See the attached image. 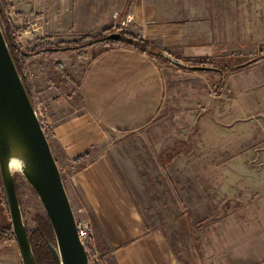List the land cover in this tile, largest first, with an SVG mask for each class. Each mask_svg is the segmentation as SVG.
<instances>
[{
	"label": "rangeland",
	"instance_id": "rangeland-1",
	"mask_svg": "<svg viewBox=\"0 0 264 264\" xmlns=\"http://www.w3.org/2000/svg\"><path fill=\"white\" fill-rule=\"evenodd\" d=\"M257 1L193 0V6L175 16L188 18L185 38L190 35L197 45L193 43L191 53L185 55L165 52L188 65L201 64H190L183 57L204 59L197 52L199 42H207V55L220 63H244L260 56L264 44L249 35L247 14L233 12ZM234 19H239L238 36L229 28L235 26ZM122 20H127L126 29L130 16L118 21L113 32L122 31L118 27ZM16 27L20 29L17 44L32 48L37 41L28 46L21 36L25 23ZM161 57L166 59L162 55L155 61L163 66L167 82L159 113L143 128L117 134L108 143L115 148L122 175L130 177L129 189L143 211L162 219L165 244L177 264H264V59L228 73L219 87L217 71L180 70L174 67L179 64ZM37 105L44 107V131L51 146L48 108L36 98ZM168 157L164 167L162 161ZM69 163L58 164L63 181L72 178ZM14 174L25 224L33 230L35 216L44 208L24 177L18 171ZM80 207L83 211L78 212ZM74 209L75 217L88 222L93 233L85 206ZM8 224L0 179V226ZM93 239L89 259L105 264L94 235ZM0 264H22L15 239L0 241Z\"/></svg>",
	"mask_w": 264,
	"mask_h": 264
},
{
	"label": "crops",
	"instance_id": "crops-1",
	"mask_svg": "<svg viewBox=\"0 0 264 264\" xmlns=\"http://www.w3.org/2000/svg\"><path fill=\"white\" fill-rule=\"evenodd\" d=\"M192 1L6 3L14 25L25 23L21 36L28 46L38 38L57 43L96 35L115 28L129 15L126 31L163 52L185 55L191 53L193 43L197 44L190 35L185 38L188 18L175 14L193 6ZM237 8L233 12L247 14L249 35L264 44V0ZM233 21L235 26L229 28L233 36H238L239 19ZM240 29L247 34L243 25ZM207 44L199 42L197 48L204 59L212 57L207 55ZM85 51L53 52L50 57L40 54L26 62L36 98L48 108L53 155L58 164L70 162L67 166L73 175L64 179V184H69L66 192L72 209L75 213L74 208L85 206V216L91 222V233L105 264H177L165 244L162 219L143 211L129 189L130 177L122 175L115 148L108 144L117 134L139 130L157 116L165 99V70L155 61L157 56L122 43L94 45Z\"/></svg>",
	"mask_w": 264,
	"mask_h": 264
},
{
	"label": "water",
	"instance_id": "water-1",
	"mask_svg": "<svg viewBox=\"0 0 264 264\" xmlns=\"http://www.w3.org/2000/svg\"><path fill=\"white\" fill-rule=\"evenodd\" d=\"M120 37L119 32H111L102 39L119 40ZM162 55L190 70L216 69L207 65H188L167 52ZM10 157L23 162V170L18 172L35 191L49 219L54 237V243H49V247L56 264H90L88 252L78 235L75 214L58 163L0 26V179L22 264H36L15 191Z\"/></svg>",
	"mask_w": 264,
	"mask_h": 264
},
{
	"label": "trees",
	"instance_id": "trees-1",
	"mask_svg": "<svg viewBox=\"0 0 264 264\" xmlns=\"http://www.w3.org/2000/svg\"><path fill=\"white\" fill-rule=\"evenodd\" d=\"M0 26L2 28L3 35L8 44L10 53L13 57L17 70L22 77L23 84L27 90V93L34 107L36 104V96L32 83L29 79L25 63L27 59L35 55L52 54L53 52L66 53L73 51H79L82 53L83 51H85L86 48L90 46H94L96 44L123 43L132 48L140 50L141 52L148 53L150 55H154L158 57L162 56L161 51H159L155 45L151 43L149 44V42L144 38L132 34L126 30L120 31L121 38L119 39V41L102 39L107 34L115 30L112 27L106 28L102 32L96 35L87 36L80 38L78 40H73L68 42L60 41L57 43H51L44 38H39L36 40L37 42L32 48L22 49L16 42L17 35L20 29L16 27L14 23L11 21V18L9 17L8 6L5 0H0ZM263 58H264V49L260 51V56L252 59H248L244 61V63H238V64L220 63L210 58H206L199 61H190L189 59H184V60L190 62V64H201V65L215 67L216 69L212 71H217L219 73L221 79L218 86L220 87L221 84L223 83L224 76H226L228 73L241 70L251 65L255 61H258ZM162 60L168 62L167 59L163 58ZM174 67L180 70H187L186 67L183 65L181 66L175 65ZM198 72L209 73L211 72V70H203ZM168 159L169 157L167 159H163V162L166 164ZM15 191L17 193L18 200L20 203V198L18 195V184L16 180H15ZM35 224H36L35 229L30 230V228H28L27 225H26V229L29 236V241L32 246L36 264H56L53 254L48 245V242L53 239V232L49 219L45 212L36 214ZM8 239H14L11 226L9 224L0 226V241L8 240ZM90 264L93 263L90 261Z\"/></svg>",
	"mask_w": 264,
	"mask_h": 264
},
{
	"label": "built area",
	"instance_id": "built-area-1",
	"mask_svg": "<svg viewBox=\"0 0 264 264\" xmlns=\"http://www.w3.org/2000/svg\"><path fill=\"white\" fill-rule=\"evenodd\" d=\"M127 24V20H122L120 22V24L118 25L119 28H121L122 30H125V26ZM35 112L39 118V121H40V124L43 128V130L46 128V122H45V111H44V107L43 106H35ZM83 211V208L80 207L78 209V212H81ZM75 214V213H74ZM76 218V224H77V231H78V235L84 245V247L86 248L88 254H89V251L88 249L91 247H93V236H92V233H91V230H90V226L88 224V222H85V221H82V220H79V218L75 217ZM90 255V254H89ZM88 255V256H89ZM91 258V257H89ZM93 258H94V255H93Z\"/></svg>",
	"mask_w": 264,
	"mask_h": 264
},
{
	"label": "clouds",
	"instance_id": "clouds-1",
	"mask_svg": "<svg viewBox=\"0 0 264 264\" xmlns=\"http://www.w3.org/2000/svg\"><path fill=\"white\" fill-rule=\"evenodd\" d=\"M11 161V169L13 171H22L24 164L20 159H17L16 157H10Z\"/></svg>",
	"mask_w": 264,
	"mask_h": 264
},
{
	"label": "bare ground",
	"instance_id": "bare-ground-1",
	"mask_svg": "<svg viewBox=\"0 0 264 264\" xmlns=\"http://www.w3.org/2000/svg\"><path fill=\"white\" fill-rule=\"evenodd\" d=\"M13 171V170H12ZM13 172H17V171H13Z\"/></svg>",
	"mask_w": 264,
	"mask_h": 264
}]
</instances>
